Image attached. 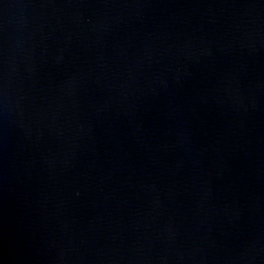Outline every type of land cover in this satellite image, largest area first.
<instances>
[{
	"label": "water",
	"instance_id": "obj_1",
	"mask_svg": "<svg viewBox=\"0 0 264 264\" xmlns=\"http://www.w3.org/2000/svg\"><path fill=\"white\" fill-rule=\"evenodd\" d=\"M0 264H264V0H0Z\"/></svg>",
	"mask_w": 264,
	"mask_h": 264
}]
</instances>
